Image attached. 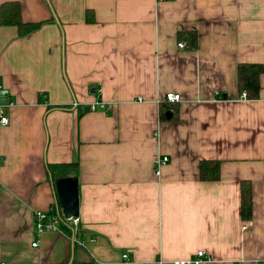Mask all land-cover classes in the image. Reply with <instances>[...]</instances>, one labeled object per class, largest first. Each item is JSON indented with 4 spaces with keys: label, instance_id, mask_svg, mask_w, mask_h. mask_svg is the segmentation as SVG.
<instances>
[{
    "label": "crops",
    "instance_id": "obj_1",
    "mask_svg": "<svg viewBox=\"0 0 264 264\" xmlns=\"http://www.w3.org/2000/svg\"><path fill=\"white\" fill-rule=\"evenodd\" d=\"M8 2L42 24H0L15 103L0 123V264H169L201 250L202 264H264V74L257 99L237 86L239 63H264V0ZM180 30L198 32L195 49L179 48ZM75 160L80 226L38 236L35 211H57L46 163ZM201 160L221 161L219 180H201Z\"/></svg>",
    "mask_w": 264,
    "mask_h": 264
},
{
    "label": "trees",
    "instance_id": "obj_2",
    "mask_svg": "<svg viewBox=\"0 0 264 264\" xmlns=\"http://www.w3.org/2000/svg\"><path fill=\"white\" fill-rule=\"evenodd\" d=\"M0 24L16 25L21 35H26L37 30L42 23L24 22L21 15V6L17 2H8L0 8ZM179 42L185 41L190 48L198 46L199 34L197 31L180 30L178 32ZM264 74V63L241 62L237 66V86L239 95L246 94L247 99H257L260 96L261 76ZM167 102V101H166ZM169 103V102H168ZM174 104V103H172ZM55 107V106H53ZM64 107V106H62ZM90 108V107H89ZM163 110V109H162ZM169 111L175 115L173 109ZM165 112V111H164ZM166 114V113H165ZM46 170L52 185L56 190V182L60 178L74 177L78 179L79 162L75 160L71 163H46ZM200 178L204 181L219 180L221 177L220 160H201ZM56 191V196H57ZM252 188L249 181L242 183V207L241 214L244 219H251L253 213ZM57 214L61 221L74 229L69 220L63 215L61 204L57 196ZM75 247V243H74ZM69 264H94V262H79L73 259Z\"/></svg>",
    "mask_w": 264,
    "mask_h": 264
},
{
    "label": "built area",
    "instance_id": "obj_3",
    "mask_svg": "<svg viewBox=\"0 0 264 264\" xmlns=\"http://www.w3.org/2000/svg\"><path fill=\"white\" fill-rule=\"evenodd\" d=\"M178 46L180 49L188 48V44L185 41L178 42ZM241 98H246V94L243 93ZM164 99L165 101L171 104L177 103L178 101L181 100V95L177 92H169L166 94ZM14 104H15L14 102L9 101V99L7 98V91L4 89L3 84L0 82V123L1 124L8 125L10 123V119L5 113V107L14 106ZM112 107L113 104L97 103L90 106V109L91 110H95L97 108L111 109ZM169 160H170L169 156H162L156 160L155 174L157 176L161 174L162 165L166 164ZM68 220L70 224L74 226V230H77V228L80 226L79 218L73 217V218H69ZM34 222H35L36 233L39 236L43 231L58 230L61 219L57 214L56 208L52 207L50 210L47 211H41V210L35 211ZM38 245H39V239H36L33 243V246H38ZM123 258L129 259V255L126 253L123 255ZM205 260H209V257L205 251L201 250L195 256L187 260H177L169 264H202Z\"/></svg>",
    "mask_w": 264,
    "mask_h": 264
},
{
    "label": "water",
    "instance_id": "obj_4",
    "mask_svg": "<svg viewBox=\"0 0 264 264\" xmlns=\"http://www.w3.org/2000/svg\"><path fill=\"white\" fill-rule=\"evenodd\" d=\"M227 96L225 95V98ZM167 117L172 113L168 111ZM56 189L63 215L69 218L79 217V181L74 177L60 178L56 182Z\"/></svg>",
    "mask_w": 264,
    "mask_h": 264
},
{
    "label": "rangeland",
    "instance_id": "obj_5",
    "mask_svg": "<svg viewBox=\"0 0 264 264\" xmlns=\"http://www.w3.org/2000/svg\"><path fill=\"white\" fill-rule=\"evenodd\" d=\"M198 253V252H197Z\"/></svg>",
    "mask_w": 264,
    "mask_h": 264
}]
</instances>
